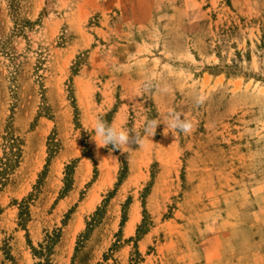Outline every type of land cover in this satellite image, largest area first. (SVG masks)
<instances>
[{"label":"rangeland","instance_id":"374dc122","mask_svg":"<svg viewBox=\"0 0 264 264\" xmlns=\"http://www.w3.org/2000/svg\"><path fill=\"white\" fill-rule=\"evenodd\" d=\"M0 264H264V0H0Z\"/></svg>","mask_w":264,"mask_h":264},{"label":"clouds","instance_id":"9594fccd","mask_svg":"<svg viewBox=\"0 0 264 264\" xmlns=\"http://www.w3.org/2000/svg\"><path fill=\"white\" fill-rule=\"evenodd\" d=\"M135 93L129 97L134 100ZM203 97H194L196 104L203 103ZM160 123H164L166 128L175 136V133H190L193 128L192 122L187 119L183 113L176 111L169 112L166 119L161 122L157 119H151L145 122L144 133L147 136H154L156 128ZM91 138L95 141L98 148L112 146L113 150H122L124 146H129L130 143H138L142 145L143 136L136 131H130L122 125H117L105 121L102 117L97 116L91 124ZM87 131L88 129L85 128ZM135 133V136H130V133Z\"/></svg>","mask_w":264,"mask_h":264}]
</instances>
